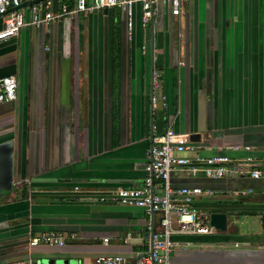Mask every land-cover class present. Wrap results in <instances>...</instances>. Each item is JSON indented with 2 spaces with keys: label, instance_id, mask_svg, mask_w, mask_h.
I'll return each instance as SVG.
<instances>
[{
  "label": "crops",
  "instance_id": "crops-1",
  "mask_svg": "<svg viewBox=\"0 0 264 264\" xmlns=\"http://www.w3.org/2000/svg\"><path fill=\"white\" fill-rule=\"evenodd\" d=\"M94 13L75 15L76 25L80 16L95 20L101 12ZM62 21L25 27L0 41V77L12 74L18 82L16 99L0 104V143L11 142L12 178L21 183L0 197V262L30 257L36 264H93L99 254L134 259L144 252L148 225L159 230L160 214L97 196L141 185L151 135L171 127L193 135L191 156L251 159L219 179L171 172L174 187L212 189L195 204L227 217L223 231L172 234L190 245L176 248L171 264H264V0H184L178 17L159 5L149 29L137 26L134 39H124L115 71L100 40L86 66L62 67L54 49V66L46 69L51 48L41 40L47 32L55 38L69 18ZM152 65L162 71L156 103ZM252 168L261 171L258 178L249 174ZM240 189L252 191L233 194ZM228 216L236 226H228ZM250 216L258 218L257 228L248 220L239 228ZM46 230L61 233L65 245H29Z\"/></svg>",
  "mask_w": 264,
  "mask_h": 264
},
{
  "label": "built area",
  "instance_id": "built-area-1",
  "mask_svg": "<svg viewBox=\"0 0 264 264\" xmlns=\"http://www.w3.org/2000/svg\"><path fill=\"white\" fill-rule=\"evenodd\" d=\"M159 5L167 9L173 17H178L184 0H0V41L17 36L25 27L45 28L75 15L118 9L123 16L125 40L131 42L137 26L143 30L149 29ZM140 48L145 51L146 46L141 45ZM161 76L162 71L152 65V103L157 101L156 91L161 87ZM17 88L18 82L14 75L1 76L0 104L15 100ZM193 149V140L188 133L177 132L168 127L163 133L152 134L151 143L145 153L142 184L137 187H119L110 195L97 196L101 202L132 205L141 208L148 215L160 214V228L154 230L148 225V248L134 259L122 254H99L93 259V264H171L173 251L190 245L188 242L173 240L172 234H211L218 231L211 225V213L195 204L199 196H212L214 191L196 185L174 187L171 185V172L184 169L194 176L219 179L232 171H239L242 166L248 167L251 159L239 164L232 163L230 157L223 153L191 156L188 153ZM248 172L254 178L261 174L257 168L249 169ZM20 184L12 181L15 187ZM78 189L75 185L74 190ZM251 191L240 189L233 191V194L241 197ZM103 242L107 243L108 238H104ZM39 244L64 246L65 237L55 230H46L29 240L30 246ZM0 264L36 263L30 257H24Z\"/></svg>",
  "mask_w": 264,
  "mask_h": 264
},
{
  "label": "rangeland",
  "instance_id": "rangeland-1",
  "mask_svg": "<svg viewBox=\"0 0 264 264\" xmlns=\"http://www.w3.org/2000/svg\"><path fill=\"white\" fill-rule=\"evenodd\" d=\"M115 13L114 15L117 17L118 21L121 22L123 21V16L120 10L114 9ZM96 14V13H94ZM80 15V14H79ZM108 14L104 15V13H100L98 17L94 20L95 17L88 16H80L79 17V25H76V21L78 19L74 20V16L69 18L68 25L63 24L62 28L56 29L55 33V38L51 37L50 35L52 33L47 32V39L41 40V46L42 44L44 47H46L49 52L46 54V61H45V68H50L51 66H54L52 64L53 59H51L52 54L54 53V49H57L55 52L57 54H60L64 58L62 62V67H73L75 66V61H76V66H86V59H84L87 54L92 52L94 50L93 43L96 46L98 41H101V47L104 53L108 52V46H109V32H110V18L107 17ZM200 18L203 19L205 18L204 16V9L200 7ZM63 21L58 22V26L62 24ZM116 22V21H115ZM96 28V30L94 29ZM78 35L84 36V43L80 45V47L77 44V39ZM54 40V43H53ZM44 41V42H43ZM99 41V45H100ZM97 50V49H96ZM53 51V53H52ZM53 58V57H52ZM67 59V60H66ZM2 149L3 155H4V161L1 163L0 162V172L2 170L4 173V177H0V184L2 186H6L7 188L1 189L0 190V197L1 194L4 193L5 191L10 190L8 187L9 184H6V177H7V172H8V161L10 160V143H6V145L0 146ZM5 166L6 169L3 167ZM249 221L252 225V228H257L258 226V218H253V217H242L240 219V222L238 227L241 228L242 225H245L246 221ZM242 224V225H241ZM230 225H235L234 219H232L231 216H228V226ZM256 230V229H255ZM261 231V228L259 229ZM251 231V230H250Z\"/></svg>",
  "mask_w": 264,
  "mask_h": 264
},
{
  "label": "trees",
  "instance_id": "trees-1",
  "mask_svg": "<svg viewBox=\"0 0 264 264\" xmlns=\"http://www.w3.org/2000/svg\"><path fill=\"white\" fill-rule=\"evenodd\" d=\"M108 12L106 14H108L110 18L109 48L111 54V67L113 71H115L120 68L121 55L124 52V21H118L117 17L114 15V9L108 10ZM82 43L83 37L82 35H78V46L80 47Z\"/></svg>",
  "mask_w": 264,
  "mask_h": 264
},
{
  "label": "water",
  "instance_id": "water-1",
  "mask_svg": "<svg viewBox=\"0 0 264 264\" xmlns=\"http://www.w3.org/2000/svg\"><path fill=\"white\" fill-rule=\"evenodd\" d=\"M103 12L104 13H107L108 10L107 9H104ZM124 42H125V40H124ZM190 138L193 141H195L192 134L190 135ZM6 143H10V160L8 161V164L9 165H8V172H7L6 184L5 185H7V183H8L9 184L8 187L10 188V186H12V181H13V178H12L13 148H12L11 142L0 143V146L6 145ZM3 161H4V155H3L2 149L0 148V162L2 163ZM3 168L6 169L5 166ZM3 171H5V170H2L0 172V177H2V178L4 177ZM5 188H7V187L6 186L4 187V186H2L0 184V190L1 189H5ZM151 216H153V214H151ZM210 222H211V225H213L217 230L223 231V230L226 229V225H227V217H226V214L223 213V212H212L210 214ZM259 238H260V240L263 241V245H264V234L263 235H260ZM52 262L53 261H51V260L46 261L47 264H52ZM56 263L61 264L62 261L57 260Z\"/></svg>",
  "mask_w": 264,
  "mask_h": 264
}]
</instances>
